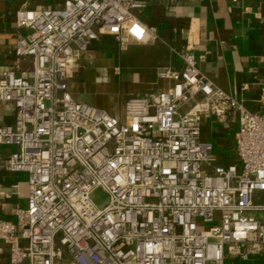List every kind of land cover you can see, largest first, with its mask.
I'll return each mask as SVG.
<instances>
[{
	"label": "built area",
	"instance_id": "2783aa9c",
	"mask_svg": "<svg viewBox=\"0 0 264 264\" xmlns=\"http://www.w3.org/2000/svg\"><path fill=\"white\" fill-rule=\"evenodd\" d=\"M189 1L67 0L17 13L27 34L16 54L32 57L33 71L0 69V103L16 110L13 124L0 125V145L17 148L6 168L28 175L26 208L16 222L0 220L7 264H226L264 250V202L254 200L264 194V114L217 87L191 51L180 54L171 90L129 99L122 119L68 89L76 50L124 34L150 43L154 32L136 13ZM234 110L238 163L216 168L203 121ZM99 189L103 208L92 199Z\"/></svg>",
	"mask_w": 264,
	"mask_h": 264
},
{
	"label": "crops",
	"instance_id": "0c3cea01",
	"mask_svg": "<svg viewBox=\"0 0 264 264\" xmlns=\"http://www.w3.org/2000/svg\"><path fill=\"white\" fill-rule=\"evenodd\" d=\"M66 1L0 0L1 70L18 76L33 71V58L16 54L18 37L27 34L17 25V13L57 9ZM136 14L154 32L150 43H139L128 34L121 39L104 36L91 42L88 50L75 51L68 89L76 101L122 119L129 99L174 87L184 70L180 54L189 50L200 71L217 87L249 112L264 114V0H194L169 7L150 3ZM167 71L173 77H167ZM15 114L13 104L0 103V125L13 124ZM240 116L234 110L225 120L211 117L203 121L202 140L214 145L216 168L238 163L235 134ZM16 150V146L0 145V220L10 222H16L17 211L27 206L28 175L6 168ZM254 200L263 203L264 194L257 193ZM0 247V264H7L8 247L1 241ZM251 251L247 260L228 255L226 264H264L263 248Z\"/></svg>",
	"mask_w": 264,
	"mask_h": 264
},
{
	"label": "rangeland",
	"instance_id": "374dc122",
	"mask_svg": "<svg viewBox=\"0 0 264 264\" xmlns=\"http://www.w3.org/2000/svg\"><path fill=\"white\" fill-rule=\"evenodd\" d=\"M92 199L100 208H103L108 202V196L102 189L96 190L92 195Z\"/></svg>",
	"mask_w": 264,
	"mask_h": 264
}]
</instances>
